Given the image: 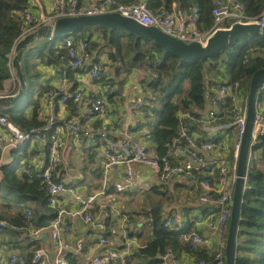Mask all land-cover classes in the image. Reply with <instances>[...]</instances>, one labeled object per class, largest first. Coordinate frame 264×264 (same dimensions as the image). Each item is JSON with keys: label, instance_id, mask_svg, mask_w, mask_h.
I'll use <instances>...</instances> for the list:
<instances>
[{"label": "built area", "instance_id": "2783aa9c", "mask_svg": "<svg viewBox=\"0 0 264 264\" xmlns=\"http://www.w3.org/2000/svg\"><path fill=\"white\" fill-rule=\"evenodd\" d=\"M53 11L50 16L37 14L31 6L25 15V25L30 27L24 33L29 34L43 26H53L55 21L64 17L96 16L107 13H119L135 20L142 26L154 27L166 35L186 43L199 42L205 45L218 30L230 29L233 25H257L264 28V6L256 17L247 14L245 6L239 0H214L211 11L213 25L208 30L199 28L200 12L196 7L184 10L178 2L170 9H150L145 1L136 4H123L119 0H93L87 5L80 0H51ZM32 26V24H34ZM60 47L67 49L66 69L86 71L92 80L100 81L109 74V64L101 56L93 61L89 43L76 41L73 36L64 39ZM108 66V67H107ZM138 70V69H137ZM151 72L139 70V79L126 85V94L132 95L126 106L123 120L111 121L108 99L91 93L85 95L82 88L70 92L72 82L66 75H60L47 96L51 103L59 102L68 107L72 102L70 116L60 118L54 112L46 114L39 127L22 131L7 116L0 114V155L10 149H17L25 143L38 140L47 148L48 163L39 168L31 163L23 167V174L30 182L39 181L50 195V205L57 210V217L48 228L35 232L34 238L41 241L45 231L55 246V255L45 247H39L28 253L15 250L10 253L8 264H69L64 258L65 251L81 254L83 239L65 242L61 238L62 218L65 213L59 206L60 197H70L80 210L75 213L86 225L98 229V244L103 250L94 255L92 264H128V258L141 248L127 238L128 231L134 226L132 219L123 213L115 196L131 190L145 191L151 187H168L178 178L189 176L204 194L202 203L216 204L219 214L212 225L218 240L215 252V264H226V241L232 213L233 196L237 179V164L247 125L248 97L242 88V80L229 82L222 80L214 90L215 96L210 101L206 114L200 120L202 132L193 135L184 134L174 142L167 154L159 155L152 143V135L142 118L147 108L152 106L153 95L142 80ZM80 73V72H79ZM76 73V74H79ZM227 119V122H221ZM96 122L99 123L96 126ZM231 131L232 144L220 146L216 142L221 131ZM62 131L69 136L84 137L87 140L97 136L101 149L92 156L91 172L98 177L100 186L91 194L82 192L77 186L60 181V168L65 150ZM139 135V138L137 137ZM264 135V85L258 90L256 115L252 132L249 169L256 163L254 144ZM185 140V142H184ZM222 151L217 159L210 158L216 147ZM123 169L119 180L112 179L118 168ZM137 167L154 176L153 183ZM248 169V171H249ZM101 206L97 207V203ZM26 215L32 216L30 209ZM152 212L147 213V224L153 225ZM194 222L190 220L189 223ZM164 227L170 230L179 228V222L173 218L163 220ZM5 226L4 223H0ZM119 232L125 237L121 250L110 247V235ZM47 233V232H46ZM185 240L192 249L210 247L211 238L197 232L190 233ZM69 253V254H70ZM172 250L164 257L165 264L172 257ZM199 264H205L200 261Z\"/></svg>", "mask_w": 264, "mask_h": 264}, {"label": "trees", "instance_id": "16d2710c", "mask_svg": "<svg viewBox=\"0 0 264 264\" xmlns=\"http://www.w3.org/2000/svg\"><path fill=\"white\" fill-rule=\"evenodd\" d=\"M119 1L123 4H136L142 0ZM143 1L152 10H171L176 2L184 10L196 7L200 12L199 28L208 30L213 25L211 11L214 0ZM239 1L251 17L258 16L264 6V0ZM31 6L32 0H0V87L12 77L10 55L30 28L25 25V15ZM34 25L35 23L32 24ZM69 36H73L76 41L89 43L94 62L99 61L102 55L107 56L112 72L105 75L99 83L110 87L107 95L111 102L122 95V89L134 70L148 72L151 69L142 80L153 95L152 106L145 110L144 120L151 132L154 148L161 156L167 154L170 146L182 139L184 134H203L200 120L215 96L213 84L216 89L222 80H242V88L248 97L252 76L264 68L263 36L243 38L209 59L195 62L181 60L164 51L153 40L126 30L93 26ZM67 37L52 41L38 40L24 52L22 69L27 79V96L18 106L0 110V114L7 116L22 131L42 125L39 120L40 102L35 99V87L30 74V69L36 62L35 57L48 66H54L60 75L66 74L73 84L70 92L78 88L75 75L83 71L66 69L67 49L57 45L59 40L64 41ZM111 90L112 94L109 93ZM69 105L72 106V102ZM30 107L32 115L28 116L27 110ZM3 171L13 191L6 192L0 188V222L7 224L6 228L0 227V237L8 235L19 240L22 234L20 229H26L30 225L39 229L48 228L58 213L51 207L50 195L45 187L39 181L30 182L26 176H18L17 164L5 167ZM13 193L18 196L19 203L14 204L9 198ZM164 194L161 189H151L145 194L151 195V201L142 206L143 211L150 210L154 216V239L140 250V255L148 259L147 264H165L164 257L169 249L174 253L192 252L190 243L185 240L192 233V225H186L177 231L164 227L163 203L158 200ZM26 208L31 209L30 219L26 218ZM30 240L29 238L28 241ZM40 242L32 240L28 246L34 252L40 247ZM236 246V264H264V172L256 163L248 171ZM195 252L198 261L215 264V254L209 255L204 249ZM68 260L70 264H75L72 255L68 256Z\"/></svg>", "mask_w": 264, "mask_h": 264}, {"label": "crops", "instance_id": "0c3cea01", "mask_svg": "<svg viewBox=\"0 0 264 264\" xmlns=\"http://www.w3.org/2000/svg\"><path fill=\"white\" fill-rule=\"evenodd\" d=\"M80 1L81 4L87 5L93 0ZM32 6L34 7V11L37 14H46L47 16H50L53 11L51 0H32ZM102 56H104L103 59L108 62L107 56ZM35 63L37 64L35 67L32 66L30 69V74L35 87V99H39L40 102L39 120L43 119L46 114L51 112H54L60 118L70 116V105L66 108L63 107L59 102L51 103L47 96L48 92L55 85L57 78L60 76L57 69L54 66H48L40 59H36ZM108 69L110 73V68L108 67ZM136 79H139V70H134L132 72L127 85H129V83H133V81ZM75 81L78 84V88H82L84 90L86 96L94 93L104 96L108 99L110 108L108 118L111 121H121L125 118L126 106L132 100V95L125 93L126 88L122 89L121 96L115 97L113 100L114 102H111L109 100V96L107 95V91H109L110 87H105L99 83V81L92 80L88 75V69L83 71V73L76 74ZM18 91L19 84L15 78V71L12 68V77L0 87V96L16 95ZM27 114L28 116L32 115L31 107L27 110ZM142 120L146 123L144 118H142ZM221 122H227V119H224ZM95 125L98 126L99 123L96 122ZM61 135L64 140L65 150L63 152V163L60 168L59 180L65 181L69 185L79 187L82 189L83 193L91 194L93 190L100 186L98 177L95 176L90 169L92 156L101 149L102 143L100 139L97 136H94L92 139L87 140L82 136H69L63 131ZM137 137L139 138V135H137ZM216 142L220 146L232 144L233 141L231 131H221ZM221 155L222 151L217 146L214 152L210 154V158L217 159ZM262 160L256 159V164L260 170L264 172L263 157ZM26 163H31L39 168H43L47 165V148L42 142L34 140L33 142L23 144L17 149L7 150L0 155V188H3L6 192L9 190L13 191L11 184H9L5 177L3 171L5 167H10L11 165L17 164V174L18 176L22 177L24 175L23 167ZM137 170L141 171L145 176H147L146 178H150L149 184L153 183L151 180L154 178V176L152 174L150 175V172L139 167H137ZM122 174L123 169L119 167L112 179L119 180ZM169 186L175 187L176 192L189 188V192L184 199H179L177 207V202L166 206L163 203L164 219L173 218L179 222V228L175 229V231L182 230L186 227V225H192V232H197L200 235H205L211 238V245L210 247H199L192 249V252L190 253L186 251H180L179 253L172 252L173 256L168 258L167 264H199L200 261H198L195 251L204 249L209 255H212L215 254L218 249V240L213 233L212 225L215 223L219 214V206L214 203H202L200 198L204 194V191L199 186H197L189 176L180 177L175 183ZM153 188H158L160 190L161 187L154 186L145 191L131 190L123 195L115 196V200L122 212L130 216L134 224L133 228L128 231L127 238L134 241L141 249L147 247V245L154 239L153 225L150 226L147 224V213L151 211H143L142 205L139 203L134 205L131 199L135 196H139L140 194L145 195ZM17 197L18 196L13 193V195L11 194L9 198H11L14 201L13 203L16 204L19 203ZM59 206L65 211L61 226L62 240L65 242H73L74 240L81 238L84 242L81 254L77 255L76 253H70L64 255V258L70 262L68 260V256L72 255V259L75 260V264H92V257L103 250V248L98 244V229L94 226L84 224L80 217L75 215V213L80 210V207L77 203H73L70 197L66 198L65 196H61ZM99 206H101V202L97 203L98 208ZM31 217L26 215V218L28 219ZM190 220H194V222L189 223ZM2 223H4L5 226L0 225V227L6 228L7 224L5 222ZM20 230L22 234L19 240L11 238L8 235L0 237V264H8L10 253L15 250L28 253L29 256L32 254L33 250L30 246H28V244H30L32 240L39 242L34 238V235L35 232L40 229L30 225L26 229ZM45 232L48 233V231ZM29 238L31 239L30 242L28 241ZM124 241L125 237L119 232H113L110 235V247L112 249L121 250L123 248ZM40 247L47 248L51 255H55L56 248L52 244L50 238H48L47 242H45L42 235ZM140 250H135L133 254H131V256L128 258V264H144L143 260L146 257L140 255Z\"/></svg>", "mask_w": 264, "mask_h": 264}, {"label": "water", "instance_id": "95a60500", "mask_svg": "<svg viewBox=\"0 0 264 264\" xmlns=\"http://www.w3.org/2000/svg\"><path fill=\"white\" fill-rule=\"evenodd\" d=\"M104 27L110 29L126 30L142 37L153 40L164 51L174 54L184 61L195 62L209 59L216 53L225 50L235 42L247 37H264V28L257 25H233L230 29L218 30L210 37L205 45L199 42L186 43L170 37L154 27H145L131 18L119 13H107L96 16L64 17L55 21L53 26H43L23 37L16 44L12 54L11 66L15 71V78L19 84L16 95L0 96V110H7L23 103L27 96V79L22 69L25 50L38 40H57L67 37L87 27ZM264 85V68L254 73L250 81L248 95V111L246 131L237 164V179L235 184L232 213L226 241V264H236V238L241 216L244 189L248 179V163L251 152L252 132L256 115V102L258 90ZM260 142L254 144L253 150H259L264 158V135L259 136ZM185 142V140H184ZM186 143V142H185ZM43 240L47 242L48 233H43ZM65 251V254H69Z\"/></svg>", "mask_w": 264, "mask_h": 264}, {"label": "rangeland", "instance_id": "374dc122", "mask_svg": "<svg viewBox=\"0 0 264 264\" xmlns=\"http://www.w3.org/2000/svg\"><path fill=\"white\" fill-rule=\"evenodd\" d=\"M27 35V34H26ZM25 35V36H26ZM25 36H23V37H25ZM22 37V38H23ZM63 42V39H61V40H59L58 42H57V45L58 46H60V44ZM36 59H37V57H35ZM36 64L37 63H33V66L35 67L36 66ZM110 72H112V70H111V68H110ZM115 89L117 88V87H114ZM212 90H214L215 89V84H213L212 85ZM109 93H113V90H111ZM255 157H256V159L257 160H262V155H261V152L259 151V150H257L256 152H255ZM263 161V160H262ZM151 182H153V179L151 180ZM166 195H164V196H160V198L158 199V200H160L162 203H164V205L166 206V205H169V204H173V203H176V207L178 206V201H179V199L181 198V200L182 199H184L186 196H187V194H188V192H189V188H186L185 190H182V191H175V187H173V186H169L168 188H166V187H161L160 188ZM136 195H138V194H136ZM151 195H139V196H135L134 198H132L131 200H132V203L135 205V204H137V203H139V204H141L142 206L144 205V204H146L148 201L150 202L151 201ZM148 262V259L147 258H144V260H143V263L145 264V263H147Z\"/></svg>", "mask_w": 264, "mask_h": 264}]
</instances>
